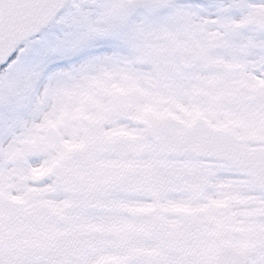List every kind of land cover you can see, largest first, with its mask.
I'll return each mask as SVG.
<instances>
[{
	"label": "snow or ice",
	"instance_id": "snow-or-ice-1",
	"mask_svg": "<svg viewBox=\"0 0 264 264\" xmlns=\"http://www.w3.org/2000/svg\"><path fill=\"white\" fill-rule=\"evenodd\" d=\"M0 264H264V0H0Z\"/></svg>",
	"mask_w": 264,
	"mask_h": 264
}]
</instances>
